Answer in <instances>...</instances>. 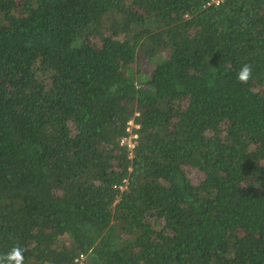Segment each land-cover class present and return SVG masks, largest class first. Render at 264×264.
<instances>
[{"label": "trees", "instance_id": "1", "mask_svg": "<svg viewBox=\"0 0 264 264\" xmlns=\"http://www.w3.org/2000/svg\"><path fill=\"white\" fill-rule=\"evenodd\" d=\"M13 246L25 264H264V0H0Z\"/></svg>", "mask_w": 264, "mask_h": 264}, {"label": "clouds", "instance_id": "2", "mask_svg": "<svg viewBox=\"0 0 264 264\" xmlns=\"http://www.w3.org/2000/svg\"><path fill=\"white\" fill-rule=\"evenodd\" d=\"M221 1L222 0H214V3L218 4ZM237 78L241 83H247L252 78V66L250 64H244L239 71ZM134 144L136 146L135 141ZM135 146L132 149H134ZM26 251L27 249L22 248L21 246H13L9 252L0 255V264H25L24 253Z\"/></svg>", "mask_w": 264, "mask_h": 264}, {"label": "built area", "instance_id": "3", "mask_svg": "<svg viewBox=\"0 0 264 264\" xmlns=\"http://www.w3.org/2000/svg\"><path fill=\"white\" fill-rule=\"evenodd\" d=\"M134 124H135V122H134V120L132 119V120H130V121L128 122V127L133 126ZM128 129H130V128H127V130H128ZM136 138H137V135H132V136H130V137H124V138H122V140H121V144H122V145H127L128 148L132 149V148L135 146V144H134V139H136Z\"/></svg>", "mask_w": 264, "mask_h": 264}, {"label": "rangeland", "instance_id": "4", "mask_svg": "<svg viewBox=\"0 0 264 264\" xmlns=\"http://www.w3.org/2000/svg\"><path fill=\"white\" fill-rule=\"evenodd\" d=\"M203 179V174H202V172L200 173H198V174H194L193 175V180H194V182L195 183H197V184H199V182L201 181Z\"/></svg>", "mask_w": 264, "mask_h": 264}]
</instances>
